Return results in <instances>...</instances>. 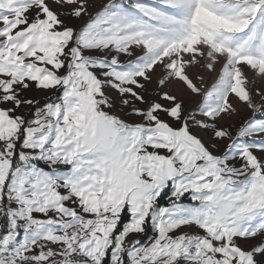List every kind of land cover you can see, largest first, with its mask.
Masks as SVG:
<instances>
[{"label": "snow or ice", "instance_id": "1", "mask_svg": "<svg viewBox=\"0 0 264 264\" xmlns=\"http://www.w3.org/2000/svg\"><path fill=\"white\" fill-rule=\"evenodd\" d=\"M0 264H264V0H0Z\"/></svg>", "mask_w": 264, "mask_h": 264}, {"label": "rangeland", "instance_id": "2", "mask_svg": "<svg viewBox=\"0 0 264 264\" xmlns=\"http://www.w3.org/2000/svg\"><path fill=\"white\" fill-rule=\"evenodd\" d=\"M213 81H214V77L208 81L209 86L211 85V83H212ZM248 118H250V113H249L247 110H245V109H241V110H240V114H239V116L234 117V119H233V123H234L235 126L238 128V127L240 126V124L243 122V120L248 119ZM234 130H235V129H234ZM223 147H224V146L221 145V149H223Z\"/></svg>", "mask_w": 264, "mask_h": 264}]
</instances>
